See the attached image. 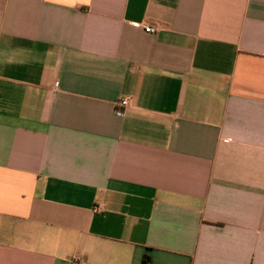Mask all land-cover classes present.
<instances>
[{
    "label": "crops",
    "instance_id": "crops-1",
    "mask_svg": "<svg viewBox=\"0 0 264 264\" xmlns=\"http://www.w3.org/2000/svg\"><path fill=\"white\" fill-rule=\"evenodd\" d=\"M0 264H264V0H0Z\"/></svg>",
    "mask_w": 264,
    "mask_h": 264
},
{
    "label": "built area",
    "instance_id": "built-area-1",
    "mask_svg": "<svg viewBox=\"0 0 264 264\" xmlns=\"http://www.w3.org/2000/svg\"><path fill=\"white\" fill-rule=\"evenodd\" d=\"M145 32L146 33H150L153 34L156 31L154 29H152L151 27H146L145 28ZM129 106V101L128 99H123L121 100L115 107V112L118 116H123L124 115V110Z\"/></svg>",
    "mask_w": 264,
    "mask_h": 264
}]
</instances>
